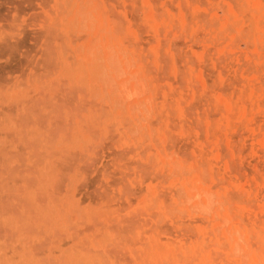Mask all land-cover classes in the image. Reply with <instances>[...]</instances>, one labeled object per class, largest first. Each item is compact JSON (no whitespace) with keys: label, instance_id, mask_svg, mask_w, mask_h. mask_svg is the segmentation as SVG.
I'll return each instance as SVG.
<instances>
[{"label":"rangeland","instance_id":"1","mask_svg":"<svg viewBox=\"0 0 264 264\" xmlns=\"http://www.w3.org/2000/svg\"><path fill=\"white\" fill-rule=\"evenodd\" d=\"M0 264H264V0H0Z\"/></svg>","mask_w":264,"mask_h":264}]
</instances>
